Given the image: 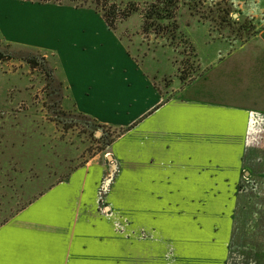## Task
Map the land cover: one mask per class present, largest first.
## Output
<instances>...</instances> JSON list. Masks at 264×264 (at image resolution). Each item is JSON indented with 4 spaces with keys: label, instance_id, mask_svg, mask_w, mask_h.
Returning <instances> with one entry per match:
<instances>
[{
    "label": "rangeland",
    "instance_id": "obj_1",
    "mask_svg": "<svg viewBox=\"0 0 264 264\" xmlns=\"http://www.w3.org/2000/svg\"><path fill=\"white\" fill-rule=\"evenodd\" d=\"M179 4L180 30L171 42L143 33L139 14L119 25L122 39L154 73L166 96L182 94L207 67L231 59L235 48L264 26V0H179ZM0 52L4 54L0 60V226L58 185L36 205L43 211L36 220L34 215L17 222L29 226L23 237L59 240L54 232H61L60 240L71 247L66 264H127L126 253L128 264H217L216 257L226 248L234 254L229 264H264V196L243 198L242 205L248 208L237 209L232 231L220 228V214L211 211L190 213L186 223L164 222L161 229L154 228V214L138 212L136 196L112 194L111 188L119 182L108 178L105 155L108 139H115L118 129L100 127L76 111L56 58L49 54L41 61L42 53L9 43L1 34ZM31 56L45 66L33 68L27 62ZM52 69L54 82L48 76ZM97 166L103 168L99 180L94 179ZM247 187L264 189V182ZM4 237L0 236V248L8 252L9 240ZM55 254L49 259L64 255Z\"/></svg>",
    "mask_w": 264,
    "mask_h": 264
},
{
    "label": "crops",
    "instance_id": "obj_2",
    "mask_svg": "<svg viewBox=\"0 0 264 264\" xmlns=\"http://www.w3.org/2000/svg\"><path fill=\"white\" fill-rule=\"evenodd\" d=\"M0 34L56 58L78 113L126 129L105 155L108 178L119 182L111 192L136 196L138 212L154 214V228L211 211L220 214V228L232 231L237 209L248 208L243 198L264 196L263 188L247 187L264 182V26L175 96L163 93L154 73L93 8L0 0ZM102 175L97 166L94 179ZM57 186L0 226L2 240H9L0 264H66L71 247L61 232H54L59 240L23 237L29 226L17 222L36 220L43 213L36 205ZM56 252L64 255L49 259ZM233 255L224 249L217 264H229Z\"/></svg>",
    "mask_w": 264,
    "mask_h": 264
},
{
    "label": "trees",
    "instance_id": "obj_3",
    "mask_svg": "<svg viewBox=\"0 0 264 264\" xmlns=\"http://www.w3.org/2000/svg\"><path fill=\"white\" fill-rule=\"evenodd\" d=\"M37 1L41 3H59V4H74L78 7H89L99 12L108 26L116 31L121 38L123 35L119 32V25L130 19L132 16L139 14L142 17L143 24L141 30L145 34L161 35L167 38L168 41H172L177 37V32L180 30L178 24L177 13L180 7L179 0H154L145 4L139 1L130 0L127 3L117 2L115 0H28ZM182 36V35H181ZM170 41V42H171ZM4 59V54L0 52V60ZM41 61H45L44 58ZM36 56H31L27 59V62L33 67L45 66L43 62ZM54 70L48 72V76L54 82ZM62 81V80H61ZM64 83V81H62ZM80 115L87 116L79 113ZM89 118V117H88ZM90 119V118H89ZM93 120V119H92ZM96 122V121H95ZM100 127H107L100 123ZM126 129L117 131L115 139L124 133ZM108 139L107 145H111L114 140ZM68 176V175H67ZM61 182V181H60ZM26 207V206H25ZM24 208V207H23Z\"/></svg>",
    "mask_w": 264,
    "mask_h": 264
}]
</instances>
